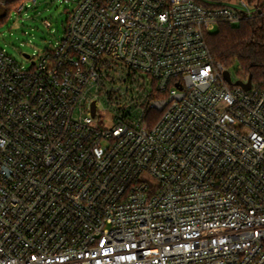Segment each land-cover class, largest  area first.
Here are the masks:
<instances>
[{
    "label": "built area",
    "instance_id": "built-area-1",
    "mask_svg": "<svg viewBox=\"0 0 264 264\" xmlns=\"http://www.w3.org/2000/svg\"><path fill=\"white\" fill-rule=\"evenodd\" d=\"M257 13L78 0L29 66L0 47V264H264V86L208 44Z\"/></svg>",
    "mask_w": 264,
    "mask_h": 264
},
{
    "label": "rangeland",
    "instance_id": "rangeland-1",
    "mask_svg": "<svg viewBox=\"0 0 264 264\" xmlns=\"http://www.w3.org/2000/svg\"><path fill=\"white\" fill-rule=\"evenodd\" d=\"M78 0H26L23 8L11 9L0 21V47L6 49L20 64L29 66L33 55L54 45L63 37L69 8ZM2 19V18H0ZM50 22V26L46 24ZM233 78L242 77L239 66L231 69Z\"/></svg>",
    "mask_w": 264,
    "mask_h": 264
},
{
    "label": "trees",
    "instance_id": "trees-1",
    "mask_svg": "<svg viewBox=\"0 0 264 264\" xmlns=\"http://www.w3.org/2000/svg\"><path fill=\"white\" fill-rule=\"evenodd\" d=\"M5 1L8 15L11 9H19L26 0ZM195 1L203 5H216L226 0ZM256 2L260 10L256 16L237 24L221 22L218 29L208 35V44L214 60L229 70L238 65L242 74L240 78L252 75L254 84L264 86V0Z\"/></svg>",
    "mask_w": 264,
    "mask_h": 264
},
{
    "label": "water",
    "instance_id": "water-1",
    "mask_svg": "<svg viewBox=\"0 0 264 264\" xmlns=\"http://www.w3.org/2000/svg\"><path fill=\"white\" fill-rule=\"evenodd\" d=\"M259 12H260V10H259ZM6 15H7V8H6L5 5L0 3V18L5 17ZM24 56L25 57H29V54L28 53H24ZM224 76H225V78L227 79V81L229 83H233V79H232V75H231L230 70H225L224 71ZM234 83L244 87L245 89H249L252 86V75H249L248 80L246 82L244 80H242V79H238ZM92 113L93 114L95 113V102L93 103Z\"/></svg>",
    "mask_w": 264,
    "mask_h": 264
}]
</instances>
